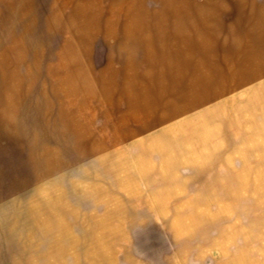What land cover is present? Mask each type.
<instances>
[{
	"label": "rangeland",
	"instance_id": "1",
	"mask_svg": "<svg viewBox=\"0 0 264 264\" xmlns=\"http://www.w3.org/2000/svg\"><path fill=\"white\" fill-rule=\"evenodd\" d=\"M264 0H0V264H264Z\"/></svg>",
	"mask_w": 264,
	"mask_h": 264
},
{
	"label": "crops",
	"instance_id": "2",
	"mask_svg": "<svg viewBox=\"0 0 264 264\" xmlns=\"http://www.w3.org/2000/svg\"><path fill=\"white\" fill-rule=\"evenodd\" d=\"M263 84H264V82H263ZM263 107H264V93H263ZM263 114H264V111H263Z\"/></svg>",
	"mask_w": 264,
	"mask_h": 264
}]
</instances>
